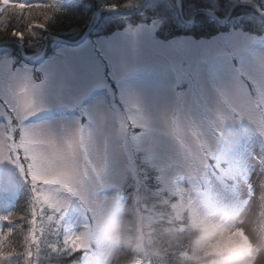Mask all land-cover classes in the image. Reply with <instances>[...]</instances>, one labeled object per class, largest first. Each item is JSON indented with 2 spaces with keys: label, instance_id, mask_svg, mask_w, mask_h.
I'll return each instance as SVG.
<instances>
[{
  "label": "rangeland",
  "instance_id": "1",
  "mask_svg": "<svg viewBox=\"0 0 264 264\" xmlns=\"http://www.w3.org/2000/svg\"><path fill=\"white\" fill-rule=\"evenodd\" d=\"M26 1L28 6L62 9L72 0ZM90 1L82 0L78 7L65 9L61 20H54L49 11L38 16L44 26L29 22L24 28L23 16L2 13L9 3L23 1L0 0V96L14 111L24 133L22 140L17 141L10 111L0 101V227L6 225L8 208L4 201L7 195L3 193L16 188L20 191L24 183L33 192L37 207L49 217L38 219L33 208L29 212L31 229L41 230L35 261L45 251L46 262L56 264L51 259L62 226L57 225L56 215L60 209L64 213L72 211L76 201H80L90 209L91 219L94 214L97 220L94 229L87 228L89 220L83 213L73 220V235L80 237L82 252L90 249V243L96 245L86 264H115L132 243L128 204L138 207V202L143 203L137 180L132 181V177L153 176L147 170L138 171L136 160L145 153L149 168L157 169L162 184L159 191L166 190L168 194L162 200L160 197L159 205L172 203L170 208L174 220L182 225V233L189 231L184 214L186 204L190 205L194 224L203 226L202 240L210 242L208 249L215 253L200 259V263L193 253L180 252L172 264H224L221 261L230 251H237L235 264H264V118L256 106L258 100L264 109V26H253L256 32H250L240 27L239 21H250L253 16L230 13L228 24L213 25L210 32L194 34L177 28L175 35L160 31L159 27L163 20L173 23L177 15L161 7L160 13H155L159 21H151L140 12L148 0L141 6L137 1L128 9L106 5L110 0H92V4ZM239 1L264 5V0H206L207 9L202 10L219 13L223 19L232 3L235 7L242 5L235 3ZM98 6L102 14L108 15L104 20L99 15L91 24L92 13L88 9ZM79 7L81 11H77ZM190 10L182 7L183 19H187ZM137 14L140 16L134 22L129 19ZM14 23L20 24L19 28ZM81 28L84 33L89 28V34L76 46L70 42L78 41L84 33L75 40L62 38L66 42L61 43L53 41L60 37L50 33L72 37ZM9 30L12 32L6 35ZM18 45L33 53V64L20 59ZM42 50L43 54L39 53ZM40 59L36 69L43 81L33 71ZM106 72L115 81L125 112L113 99ZM53 114L55 118H49ZM240 139L250 143L240 170L232 176L239 194L249 199L238 203L228 214L225 194L233 191L225 190L229 184L223 180L221 170ZM19 147L30 159L31 176L25 172L24 153L21 155ZM55 183L67 186L73 197L66 196ZM246 183L251 184L250 188L245 187ZM177 191L181 205L174 200ZM23 204L28 207L27 199ZM210 205L214 212L207 214ZM134 210L138 212L137 208ZM137 216L140 221H147L143 214ZM21 218L13 212L10 224ZM68 226L65 223L63 227ZM3 230L4 227L1 234ZM137 230L136 240L141 238L140 222ZM117 231L125 235L114 243ZM43 232L45 242L40 239ZM243 244L249 247L246 254L236 250ZM155 250L150 244L147 253L156 255ZM72 262L67 259V264Z\"/></svg>",
  "mask_w": 264,
  "mask_h": 264
},
{
  "label": "trees",
  "instance_id": "2",
  "mask_svg": "<svg viewBox=\"0 0 264 264\" xmlns=\"http://www.w3.org/2000/svg\"><path fill=\"white\" fill-rule=\"evenodd\" d=\"M126 1L129 2L126 3ZM126 1L110 0L107 1L105 4L114 5L120 9H128L129 7L136 6L138 4L136 2L137 1L139 2L140 0H126ZM180 2L182 3L181 5L185 10L191 9L190 12H193V10L195 11L197 9H207L206 0H180ZM90 3L87 5V8H89ZM171 3H173V7L175 8V10H173L170 7L172 6ZM257 4L264 11L263 3L258 2ZM7 7L8 6H6L5 8ZM143 7L144 8L141 9L140 12L144 13L146 18L150 19L151 21L155 19L157 20V22L159 21V18H155L156 17L155 13H157V11L158 13H160L159 9L161 7L165 11L167 10L172 11L174 16L177 15L174 0H148L146 5H144ZM250 8L251 7L239 5L234 7L230 13L233 16H242V17L248 15L253 16V18H251L250 21H247L243 18L241 21H239V26L246 28V30L250 32H256L253 26H256L257 28H261L262 26H264V21L259 17V15L256 13L255 10L252 11ZM239 9L240 11H238ZM88 10L91 13V7ZM5 12L23 16L22 18L24 22L22 23V26L24 25L23 26L24 28L29 22L34 23L36 26L43 25V21H40V18L38 16L44 15L47 12L52 13V18L54 20H61L63 19L62 17L65 16L63 12L57 11V9L51 7H47V8L31 7L27 9L9 7L6 11H3L2 13L4 14ZM82 13H86V12H82ZM215 14L218 16V18L222 19L221 14L219 13H215ZM78 15L79 17H82L81 13H78ZM107 15L108 14H101L100 18L104 20L105 16ZM189 15L187 19H189ZM133 16H134L133 18L129 17V19L134 22L140 16V14ZM197 16L203 17L207 21V26L202 24H194V23L189 25L184 24L179 21L178 17H175V21L173 20V23H167L165 20H163V23H161L159 27L160 31H163L165 33L175 34L173 32L179 30L177 28H184L186 33L190 32L194 34H204L205 32H210V30L213 28V25L224 26L225 24L229 23L228 19L222 22V21H216L204 14H197L195 17ZM116 17L124 18V17H120L119 15ZM84 20H86V17ZM157 22L155 23V25L157 24ZM19 25L20 24H17V28H19ZM15 28L12 30H16ZM84 31L85 29L81 28L80 31L77 33V35H74L72 37H68L66 35L63 36L61 32L57 33L51 31L50 33L51 35L54 36L58 35V37L63 39L66 38V40L69 39L75 40L77 38L79 39L81 35L84 33ZM11 32L12 31L9 30L5 34L9 35ZM51 44H58V43L53 42ZM24 52L26 54L32 53L26 50H24ZM136 164L142 165V166H138L139 167L138 171L142 169L149 171V175L152 173L151 168H149L151 166H147L148 164H150L149 161L145 162V164H142L141 162H139V160H137ZM144 176H146V174ZM135 180H137L138 183L137 186L139 189L138 192L140 193L143 203L140 202L141 205L137 208L139 210L137 213L134 210L136 207H134L132 203H131V207H129L130 209L128 208L131 218V221H129L128 223L129 226L131 225L129 234L133 235L131 239L132 243L128 244L127 248L122 252L123 253L122 257L117 259L115 264H159V262L162 264H172V260H175L176 257H179L181 255L180 252H185L186 254L193 253V256H196V258L199 259V262L201 263L203 261H201L200 259L209 258L211 255L215 254L213 251L209 250L208 249L209 246H205L204 242L202 241L201 236L203 234V230L201 224L194 225V222L192 223V221L187 219L188 216L185 211L184 214L185 221L187 225L190 227H189V231L182 233L179 229V227L182 226L180 224V221L178 219L174 220L173 210L170 208L172 203L168 202V204L165 203L163 205L161 204L159 205L160 197L161 200L168 197L166 190L159 191V189H162V184L160 179H157V177H153V176L151 179H148L147 177L141 178V175L137 174L135 175ZM25 195L26 193L23 191L20 197H18L14 201V205L12 207L11 213L15 212L18 218L20 217V215L23 216V218L20 219L21 220L20 222L18 220L14 222L17 224V226L15 227H13L12 225L8 226L7 228L8 231L6 232L2 242L0 243V264H24V260L30 263L34 261L35 257H37L38 255L39 249L36 248V242L39 236L36 238L35 228L31 229L30 227L31 219L29 218V212L31 211L32 204L29 205L28 207H25V205L22 202V197H24ZM176 204L181 205L179 203ZM138 213L143 214L144 218L147 221H145L144 219L140 221L137 216ZM139 222L141 223V230H140L141 238L139 237L136 240V236H138L137 224ZM196 226L199 228H197ZM195 227L197 229H195ZM143 233L144 236H142ZM40 239L43 242L46 241V234L44 232L41 233ZM150 244L151 246H153V248H156L155 250L156 255H151L147 253L148 246L150 247ZM55 247H56V252L53 254V260L51 259L52 262L56 264H67V259L71 258L73 259L72 264L74 263L75 256L72 255V253L68 252L66 241L63 238L61 239V235L59 236V239L56 241ZM178 247H181V249H178ZM184 247H188V249L185 250L183 249ZM32 264H34V262H32Z\"/></svg>",
  "mask_w": 264,
  "mask_h": 264
},
{
  "label": "water",
  "instance_id": "3",
  "mask_svg": "<svg viewBox=\"0 0 264 264\" xmlns=\"http://www.w3.org/2000/svg\"><path fill=\"white\" fill-rule=\"evenodd\" d=\"M146 2V0H141L140 1V6L142 5V4H144ZM235 3H241V4H243V5H249V6H254V8L256 9V11H257V13L260 15V17L264 20V12L257 6V5H255V4H252L251 2H248V1H239V2H235ZM175 4H176V7H177V12H178V15H179V18L182 20V16H181V10H180V2H179V0H175ZM233 7H235V4L233 3L231 6H230V8L228 9V13L226 14V16H225V18H223V20H226L227 19V17H228V15H229V13H230V11L232 10V8ZM104 11H108V10H105L104 9ZM110 11V10H109ZM118 13H120V14H129L130 15V13L128 12V11H118ZM195 14H192L191 15V17H190V19L188 20V21H185V23H187V24H189V23H191L192 22V18L195 16V15H197V14H207V15H209L210 17H212V18H214L215 20H218V17L216 16V14L215 13H213V12H210V11H204V10H199V11H196V12H194ZM93 22V21H92ZM91 22V24H93ZM89 28L87 29V31L84 33V35L82 36V38H80L78 41H76V42H70V44L72 45V46H76V45H78L80 42H82L83 40H84V38H86L87 37V35L89 34L88 32H89ZM54 41H58V42H66V41H64V40H62V39H58V38H55L54 39ZM13 44V43H12ZM18 50H20V52L22 53V47H20L19 45H18ZM22 56V55H21ZM23 57V56H22Z\"/></svg>",
  "mask_w": 264,
  "mask_h": 264
},
{
  "label": "snow or ice",
  "instance_id": "4",
  "mask_svg": "<svg viewBox=\"0 0 264 264\" xmlns=\"http://www.w3.org/2000/svg\"><path fill=\"white\" fill-rule=\"evenodd\" d=\"M193 23L194 24H202V25L207 26V21L203 17H199V16L194 18Z\"/></svg>",
  "mask_w": 264,
  "mask_h": 264
},
{
  "label": "clouds",
  "instance_id": "5",
  "mask_svg": "<svg viewBox=\"0 0 264 264\" xmlns=\"http://www.w3.org/2000/svg\"><path fill=\"white\" fill-rule=\"evenodd\" d=\"M123 235H125V234H124V233H121V232H119V231H117L116 235L113 237V242L115 243V242L120 241V239H121V237H122Z\"/></svg>",
  "mask_w": 264,
  "mask_h": 264
},
{
  "label": "bare ground",
  "instance_id": "6",
  "mask_svg": "<svg viewBox=\"0 0 264 264\" xmlns=\"http://www.w3.org/2000/svg\"><path fill=\"white\" fill-rule=\"evenodd\" d=\"M38 236L36 235V238H37ZM234 263V262H233ZM235 264V263H234Z\"/></svg>",
  "mask_w": 264,
  "mask_h": 264
}]
</instances>
